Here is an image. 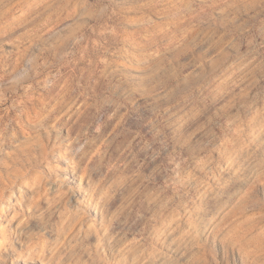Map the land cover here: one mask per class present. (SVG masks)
<instances>
[{"label":"rangeland","instance_id":"1","mask_svg":"<svg viewBox=\"0 0 264 264\" xmlns=\"http://www.w3.org/2000/svg\"><path fill=\"white\" fill-rule=\"evenodd\" d=\"M0 264H264V0H0Z\"/></svg>","mask_w":264,"mask_h":264}]
</instances>
